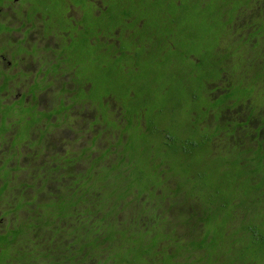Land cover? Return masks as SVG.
<instances>
[{"label":"trees","instance_id":"16d2710c","mask_svg":"<svg viewBox=\"0 0 264 264\" xmlns=\"http://www.w3.org/2000/svg\"><path fill=\"white\" fill-rule=\"evenodd\" d=\"M173 1L172 5H166L180 7L188 3L192 9L200 7L197 15L201 16H196L194 24L189 23L191 20L180 19L189 24L177 30L170 28L171 22L163 26L146 21L145 31L153 33L161 26L167 40L175 36L180 43H189L190 47L206 45L214 33H220L213 52L226 41L231 46L233 42L239 44L235 50L228 46L222 58L214 56L217 61L209 58L207 63L214 66L212 71L203 69L198 78L204 89L209 82L229 80L221 90L223 94L216 98L218 101L214 100L212 106L206 105L205 108L220 110L223 107V110L228 107L230 110L241 106L247 110V119L238 124L240 129L233 125L231 133L234 135L238 130L246 135L249 146L241 149L235 143L232 150L229 146L226 148L227 153L217 148L216 143L220 141L218 126L214 134L204 128L205 142L192 143L181 150L175 144L165 143L169 141L168 133L157 134L160 141L155 146L145 145L143 138L128 137L127 144L119 146L120 162L116 164H103V154L96 159L85 156L78 160H72L66 152L65 155H56L58 165L50 162V165L39 167L42 173L35 178L34 186L40 184L39 188L45 189H40L45 193V201H38L37 205L44 214L39 222H21L27 220L28 212L23 210H28L37 199L28 200L24 207L16 208L3 197L8 191L0 189V199L8 207L7 212L0 211L3 218L8 219L0 229V264H264V0H238L235 5L227 4L228 0ZM104 2L108 6L96 22L103 29L130 26L138 19L143 21L146 18L141 17L142 10L145 12L144 8H147L143 0ZM236 37L237 40L232 41ZM180 43L173 45L168 53L171 57L177 56L175 61L186 59L188 67L182 68L176 77L188 82L190 78L194 79V72L189 71L190 65H201L205 61L197 53L184 57ZM167 63L170 64L169 60L160 66L165 67ZM147 72L144 71L146 78L154 81ZM113 73H118L121 81H126L120 70L110 72ZM96 85L103 97L109 89L115 88L110 81L96 82ZM196 99L197 96H193L192 102L195 103ZM155 108L152 105V110ZM255 124L257 126L252 129ZM199 125L197 127L203 129ZM150 130H153L151 125L144 134ZM208 143L210 146L216 144L212 157L209 156L214 164L208 163L209 158L203 161L207 170L213 165L217 175H222L217 186L212 182V191L208 190L210 182L191 180L193 177L186 173L188 160L183 158ZM165 151L169 155L163 160L161 154ZM75 152L80 154L77 150ZM221 157L226 161L220 162L218 158ZM83 159L86 162L84 167L75 171L74 167ZM225 172L230 175L226 177ZM152 173L157 175L155 179L151 178ZM167 182H172L173 187H165ZM179 182L182 190L178 193ZM244 182L249 183L250 190H244ZM215 186L224 191H216ZM195 191L200 195L198 198L192 195ZM178 195L182 202L191 200L202 206L200 211L191 207L192 213L186 209L184 213L187 215L179 214L173 219V230L175 226L187 229L181 238L165 230L163 221L153 222L162 209V202H166L170 209L174 208L176 203L171 200ZM255 196L259 197V203ZM143 197L147 199L141 204ZM213 206L216 209L212 210ZM121 214L124 215L122 219L119 218ZM198 217H201L200 223L195 220ZM163 246L172 251L166 253L168 249ZM163 255L165 260L161 262Z\"/></svg>","mask_w":264,"mask_h":264},{"label":"rangeland","instance_id":"374dc122","mask_svg":"<svg viewBox=\"0 0 264 264\" xmlns=\"http://www.w3.org/2000/svg\"><path fill=\"white\" fill-rule=\"evenodd\" d=\"M42 4L47 7L49 5V12L51 13V16L57 20V22L49 24L50 29H53L54 32H60V48H63L60 50L61 53L66 55L65 61L69 60L70 64L73 62L81 64V69L77 71V74L79 75L80 79L83 82H91L96 81L99 82H105L110 81L112 84L115 85L114 89H109L107 92L111 93L116 100L119 103H123V109H126V111L132 115L133 112L140 111V107L144 106L146 120L149 121L148 125H145V129L143 131V134H137V131L131 126H122L123 130L126 131L129 138H143L145 140V145L149 146H155V144L160 141V138L157 137V134H165L168 133L169 141H165L168 145H177L178 149L181 150L182 148L189 147L192 143L194 145H197L198 143H202L206 141V132L204 130L205 127L209 129V131L214 134L216 132L215 128L219 126V133H217L218 141L216 144L217 148L223 150L225 153L226 148L229 146V150H232V147H234V144L237 143L240 145L241 149L244 147H248V140L249 138L246 137V135L241 134L238 130H235L234 135L231 133V127L227 126L226 123H243L247 119V110H243V108L237 107L233 109H230L226 107L222 110V108L219 110L216 108L215 110L206 107L212 106L215 101L212 103H208L206 101L208 98L210 100H216V98L223 94L221 91L223 86L229 82V80H225L224 82H221L219 80L209 82L206 84V89H204L202 86V83L199 81L198 76L202 75L203 69L205 71H212V68L210 64L207 62L209 61V58L212 60H215V57L222 58L226 51L228 50V46H231L230 43L220 44L219 49H217L215 52L212 50L217 45L218 41H216L217 38L221 35L220 33H214L212 35V39L208 44H201L199 47L194 44L193 46H189L187 44L180 43V39L177 37H172L171 41L180 43L179 47L182 49V51L185 53L184 57H188V55H191V53L198 54L201 57V60L205 61L204 64L201 65H190L189 71L194 72V79L190 78L188 82L182 78L176 77V74L182 69H186L188 67V64L185 63L184 60L178 59L175 61L174 56L168 53V51L171 49L172 44L170 43V46L166 48V53L159 54V56H156V54L152 57H146L141 58L142 65L145 63L143 61L146 60L145 64V70L148 71L147 73H150V75L154 78V81L151 79L148 80L145 76V73H138L131 74L129 73V76L126 77V81H121L120 76L118 73H113L112 75L110 72L117 71V67H113L110 62V59H107L109 57V54L112 50L109 51H103L102 49L105 47L107 43L102 44L100 40L97 39L96 35V29L98 28L100 31H103V28L101 25H97L96 18L94 17V11L96 10L95 4H91L90 0H78V5L81 6V17L77 19V21L69 20L68 18L64 17L63 15H67V2L66 0H40ZM95 1V0H94ZM166 4L172 5L173 0H162ZM246 1V0H245ZM248 1V0H247ZM143 2L146 4L147 8L145 7L144 10H142L141 17H146L145 21L149 23H153L156 25H163L167 26L169 22L172 24L170 25V28L173 30L180 29L182 27L187 26L189 23L195 22L197 14H199V11L201 10L200 7H195L192 9V6L188 3H184L180 7H173L168 5H163V3L156 0H143ZM207 2V1H206ZM238 2V0H228L227 4H233L235 5ZM98 7H101L100 2L98 1ZM74 6H77V4H74ZM76 9V8H75ZM68 10L69 16H79V11L72 9L70 12ZM99 14V12H96ZM201 16V15H200ZM198 16V17H200ZM179 20H178V19ZM191 20L189 23L181 22V20ZM86 31L83 32V27L81 29H78L77 25H81ZM147 25L145 26L144 30H146ZM158 29L160 31V35L163 37L164 32L161 29V26H158ZM170 33V32H169ZM175 35V34H174ZM59 38V37H58ZM77 38V39H76ZM165 38V36H164ZM178 41H176V40ZM73 40L72 43H70ZM88 40L89 43H88ZM236 38H232V41H236ZM55 41H52V45H54ZM78 45V48H75ZM239 44H235V42L232 43V50H235V48L238 47ZM199 49V51H198ZM221 51V53H220ZM262 53V51H260ZM258 53V51L256 52ZM74 54V55H70ZM218 54V55H217ZM230 52H229V58H230ZM223 55V56H222ZM252 55V54H251ZM215 56V57H214ZM250 56V55H249ZM249 56H246L245 58H249ZM162 58L161 61H156L157 58ZM259 57V56H258ZM153 60V61H152ZM169 60L170 64H165L164 66H158V63L160 62H166ZM260 61V60H259ZM183 64H181V63ZM226 64V63H225ZM157 65V66H156ZM213 65V64H212ZM191 82V83H190ZM189 83V84H188ZM87 88V86H86ZM95 92V91H94ZM107 93V94H108ZM95 95L99 93H94ZM206 94V97L204 96ZM193 96H197L196 102L193 103L192 99ZM147 99H151L150 102L147 101ZM218 100H216L217 102ZM199 103V104H198ZM51 102H45L41 103V107L44 109H49ZM199 106L200 108H195V106ZM142 105V106H141ZM152 105L156 106L157 108L152 110ZM230 105V104H228ZM226 106V105H225ZM224 106V107H225ZM89 107V106H88ZM85 106L83 109L81 107H74V110L70 111L68 122L65 125L66 127L70 128L71 130H77L78 128H84L83 129V140H80L79 142H76V139H72V132H69L65 127L62 129H54L52 131V134L48 136V138L45 141L44 148L42 147V151L40 154H38V150L41 149V147L36 146V148L31 147L29 149L28 147H21L20 150H13L4 146L0 145V189L4 188L3 192L5 193L4 199L7 200L8 203L11 204V206L19 208L20 206L24 207L26 205V201L28 200H34L36 201L32 202V205H29V209L26 210V208L23 210L24 213H26L27 220L24 219L21 222H28V224L32 223L35 224V222H39L41 219L44 218L43 209L38 208V201L44 202L45 200V191L44 188H39V185H35V178H39V173H42V169L39 167H42L45 164H49L50 162L55 163L58 165V158L56 155H65V152L69 149H78L80 147H86V142L90 141L93 137L100 136L101 138L96 142V145H94V148L90 151H87V155L89 159L97 158L99 152L102 153L104 148L107 146L106 141L109 139L112 140L113 136L110 137V132H107L106 134H102V130L100 127H96L92 129H89L88 122L93 120V114L94 110L93 108H88ZM230 107V108H231ZM114 108V109H113ZM228 108V110H227ZM112 109L116 112L119 111L117 105L113 106ZM111 109V110H112ZM159 109V111H157ZM82 110V111H81ZM156 110V112H154ZM200 110H207L209 115L207 116L204 111L201 112ZM220 111V120L215 121L212 114L214 112ZM79 112V113H78ZM80 114V117H79ZM193 114V115H192ZM194 114H197V116L194 117ZM203 117V124H200V118ZM84 120V121H82ZM205 120V122H204ZM87 121V124L85 123ZM151 125L153 130L149 131L147 134H144L146 132V129ZM199 125L203 129H199L197 127ZM225 126V127H224ZM257 124H255L252 129H255ZM121 127V126H120ZM119 125L116 126V130H118ZM158 131V132H157ZM254 131V130H253ZM230 132V135H229ZM109 134V135H107ZM210 133H207L209 135ZM112 135H115V133H112ZM116 135L119 136V134L116 132ZM154 135V136H153ZM156 136V137H155ZM211 136V134H210ZM34 137V136H33ZM38 138V135L34 137V141H36ZM2 140H4L2 138ZM115 140V139H114ZM252 141V139H251ZM163 143V141L161 140ZM160 142V143H161ZM223 142V143H222ZM244 142V144H243ZM9 145H13L12 140L8 141ZM211 143H208L207 145L203 146V148L196 149L192 152H190V155H181L184 159L188 160L187 164L185 166L187 170V174L193 181H197V183L200 182V180H204V182H210L208 183V190H211L212 182L219 183L221 181L222 175L219 173L220 177L217 175V172L215 171V167L213 165L209 166V170H207V167L204 163V159H207L212 157L213 149H215V146H210ZM68 149V150H67ZM19 152V155H18ZM119 153V152H118ZM231 153V151H229ZM228 153V154H229ZM166 155H169L168 151H165L161 154V157L163 160L166 159ZM226 155V154H225ZM51 157V158H50ZM50 158V162L47 163V159ZM210 158L207 160L209 164H214V160H210ZM222 159V160H221ZM220 162L226 161L225 158H218ZM109 161H111V164L116 162H120V156L112 155L111 157L107 158L106 160H103V164H108ZM217 162V160H216ZM6 163V164H5ZM9 163V164H8ZM66 163V162H65ZM85 160L83 159L82 162L79 164H76L74 167L75 171L81 169L84 167ZM52 165V164H51ZM49 167V166H44ZM153 167V166H152ZM154 168V167H153ZM185 169V167H183ZM206 169V170H205ZM154 170V169H153ZM179 171H182L180 167H178ZM165 172V171H163ZM69 173V172H68ZM231 173V172H230ZM151 176L152 179H155L157 175ZM226 177L230 175L229 173L225 172ZM234 175V173H233ZM231 175V177H233ZM33 178V179H32ZM215 178V181L213 179ZM208 179H210L208 181ZM231 179V178H230ZM34 180V181H33ZM157 180L156 182H158ZM34 182V183H33ZM155 182V183H156ZM160 182V181H159ZM196 183V186L198 185ZM246 188L244 190H250V185L247 182H244ZM5 186V187H4ZM168 186L170 188L173 187L172 182H167L165 184V187ZM216 191H224L221 189V187H216ZM43 191H41V190ZM165 189V188H164ZM182 190V184L179 182L178 188H176V192H180ZM163 192H165L163 190ZM213 193V192H212ZM151 194V193H150ZM192 195H194L195 198H198L200 195L195 191ZM246 196L248 194H245ZM38 197V198H35ZM174 197V196H173ZM180 197V199H179ZM48 198V197H47ZM255 199H257V203H259V197L255 196ZM146 197L141 198V204H143L146 201ZM145 200V201H144ZM5 201L3 202L2 199H0V211L1 210H8V207L5 206ZM173 203H176V206L173 208H169V205H167L166 202H162V209L165 210V212L158 211V215L155 218L157 221H163L165 223V230H168L170 232H174L176 238L184 237V233L187 232L186 228H176L173 230L171 226H173L174 218H177L179 214L187 215L184 213L186 209L190 211L191 207H194L193 209L200 211L202 206H198V203H194V201H186L182 202L181 196L178 195L176 198L171 200ZM169 202V200H168ZM222 206V205H221ZM218 208L220 206H217ZM208 209L209 206H206ZM170 209V210H169ZM212 210L216 209V206L211 207ZM192 213V211H190ZM23 214V213H22ZM5 215H7L5 213ZM24 216V214H23ZM124 215H120V219H122ZM239 214V218H241ZM200 218L198 217L195 219L198 223H200ZM18 221V220H17ZM177 221V219H176ZM8 222V219L3 218L2 213L0 214V229L5 226V224ZM177 224V222H176ZM185 231V232H184ZM3 232V230H2ZM153 241H156L154 238H152ZM152 242V241H151ZM165 249H168V246H163ZM175 247V246H174ZM172 249H168L166 253L171 252ZM165 256L163 255V258L161 260L164 261Z\"/></svg>","mask_w":264,"mask_h":264},{"label":"flooded vegetation","instance_id":"af4514ba","mask_svg":"<svg viewBox=\"0 0 264 264\" xmlns=\"http://www.w3.org/2000/svg\"><path fill=\"white\" fill-rule=\"evenodd\" d=\"M77 1L66 0L67 15H63L74 22L79 17L82 18L81 6ZM90 1L91 4H95L94 17L100 20L108 3H105L104 0ZM98 1L101 4L100 8L97 4ZM111 3L112 1L109 4ZM72 9H78V17L68 15V10ZM48 10L49 5L45 7L40 0H0V145L7 146L9 150H20L23 146L38 150L36 146H39L41 149L37 153L40 154L52 131L64 127L73 133L72 139L79 142L84 139L82 135L84 128L71 130L68 126L66 127L68 113L73 111L74 107L83 109L85 106H89L93 108L94 114L93 120L88 122L87 127L91 129V132L92 129L100 127L102 134L110 132V137L113 136L112 140L106 141L107 146L102 153H98L100 154L98 157L103 154L104 160H106L112 155L117 156L121 151L119 146L126 145L128 139L122 126L133 125L137 134L142 135L145 125L149 124V121L146 120L144 106L140 107L139 112H133L131 115L126 109H123L124 104L119 103L111 93L103 97L96 81L83 82L77 74V71L81 69V64L76 62L70 64L69 60L65 61L66 55L60 52L63 49L60 48V34L62 33L50 29L49 24L55 23L57 20L51 16ZM144 22L146 21L138 19L130 26L104 28V32L100 30L96 32L97 39L102 44L107 43L102 52L112 50L107 59L111 60L110 64L117 67L125 78L129 76V73L133 75L138 71L144 74L146 60L142 65V62H138L141 61V58H152L155 54L159 56V54L166 53L165 50L170 46V43L172 46L177 45L176 42L172 43L171 40L162 37L158 27L154 29L153 33L145 31L146 23ZM77 26L78 29H81L83 24ZM83 30H85L84 27ZM53 40L55 41L54 45H52ZM72 42L73 40L70 43ZM75 48H78V45ZM161 59V57L157 58L156 61H161ZM160 65L159 62L158 66L160 67ZM94 93L99 94L95 95ZM204 96L206 97V94ZM206 98H208L206 100L208 103L214 101L210 100L208 96ZM49 101L51 102L49 109L41 107V103ZM116 105L119 109L118 112L114 111V108L112 109ZM202 111L207 116L209 115L207 110ZM212 116L214 120L219 119L220 111L214 112ZM215 121L217 122V120ZM85 123L87 124V121ZM199 124H203L202 117ZM238 124L240 123H226L231 128L233 125H237L236 129H240ZM117 125L121 126L118 130H116ZM116 132L119 136L116 135ZM36 135L38 138L34 141ZM100 138L101 135L93 137L86 142V147L76 149L80 154L74 149H67L66 154L72 160L85 157L87 151L94 148ZM10 140L13 145L8 144ZM85 149L87 151L83 153ZM107 151L108 153H106ZM50 158L47 159V163L50 162ZM160 211L162 212L161 209H159ZM153 219V222L157 221L155 218Z\"/></svg>","mask_w":264,"mask_h":264}]
</instances>
